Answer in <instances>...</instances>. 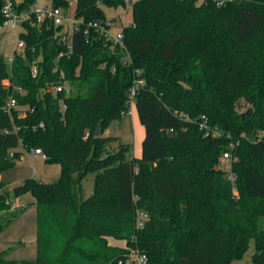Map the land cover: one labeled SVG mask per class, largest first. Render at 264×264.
<instances>
[{"label":"trees","instance_id":"1","mask_svg":"<svg viewBox=\"0 0 264 264\" xmlns=\"http://www.w3.org/2000/svg\"><path fill=\"white\" fill-rule=\"evenodd\" d=\"M104 6L131 8L122 28L128 63L123 47L89 26L108 19ZM73 11L71 47L62 26L32 17L20 24L24 49L11 62L0 53V174L19 146L41 148L60 166L53 181L28 177L0 190V212L9 211L0 233L29 205L37 214L36 257L10 258L7 248L0 264H120L134 246L148 264H232L251 240L252 264H264V0H76ZM136 78L144 79L134 106L145 135L141 155L131 156V144L109 148L118 137L103 133L128 108ZM64 81L70 93L51 89ZM226 150L236 157L230 169L220 166ZM89 173L94 190L83 198ZM24 194L34 200L12 209ZM137 209L149 214L141 228Z\"/></svg>","mask_w":264,"mask_h":264},{"label":"rangeland","instance_id":"2","mask_svg":"<svg viewBox=\"0 0 264 264\" xmlns=\"http://www.w3.org/2000/svg\"><path fill=\"white\" fill-rule=\"evenodd\" d=\"M50 1V0H49ZM200 1V0H199ZM105 14L108 18H115L113 26L111 28L112 33L116 34L120 31L123 24L131 23L133 19V14L131 8L122 9V8H114L109 6H104ZM21 29L20 24L16 26L12 23L5 25L2 29H0V50L5 54L7 58L12 57L14 54V48L18 49L19 47V35L18 32ZM245 105H238L237 110L245 112L248 108ZM103 135H113L117 136L118 139L112 141L109 148H116L118 144L128 143L131 144V156H140L142 150V140L145 135V128L141 124L138 119L137 110L134 106V110L132 114H124L122 117L118 119H113L105 128V132ZM18 149L22 151L21 155L16 158V163L14 166L3 170L0 174V181L6 183V187L12 188L14 185L19 184L23 179L28 177H36L40 180H54L55 174L58 172L57 164H49L46 163L45 160L41 157H33L27 155L24 148L19 146ZM224 168H229V161L226 160ZM58 174V173H57ZM56 174V175H57ZM94 173H89L82 180V192L81 196L83 198L89 197L94 190ZM33 196L30 194L23 195L18 200L19 206H26L30 204L33 200ZM26 210L24 214L25 218L18 224L15 231L12 232V235L17 236L15 242L22 240L26 245L31 243L33 239L31 236L35 233L36 230V222H37V214L36 210L33 206ZM16 207L14 202L12 203V209ZM34 211V212H33ZM9 211L0 212L1 215H6ZM8 242L5 236H0V250L7 249L12 243L15 245H21L22 247L25 245L20 242ZM115 243L124 244V241H116ZM20 243V244H19ZM14 247V248H15ZM254 242L253 240L249 243L248 251L241 257L235 259L232 264H252L251 257L254 253ZM23 251L21 252L22 257L26 259H32L36 257V246L27 245L23 247Z\"/></svg>","mask_w":264,"mask_h":264},{"label":"built area","instance_id":"3","mask_svg":"<svg viewBox=\"0 0 264 264\" xmlns=\"http://www.w3.org/2000/svg\"><path fill=\"white\" fill-rule=\"evenodd\" d=\"M3 11L7 17V21L5 25L12 23L13 25L21 24L24 21H27L31 19L32 17H35L37 22L42 21H51L52 24L55 26H62L63 28L58 32V34L61 36V39L68 43V46L71 47V44L69 42L70 36L74 29L77 28L80 20L77 19L74 15L73 7L75 5L76 0H69V6L67 8L54 6L51 2V0H34L32 6L28 9H22L17 10L16 5L21 2L22 0H3ZM129 10V9H128ZM114 19L108 18L103 22L99 21H92L89 23V26L94 27L97 31H99L101 34H103L107 39H110L112 41V44L114 46L118 45L123 47L127 51V47L124 43V34L122 31V28L125 24H123L120 31L116 34L112 33L111 28L113 26ZM24 41L20 40L18 49L15 47V50H23L24 49ZM1 53V50H0ZM8 61H12V57L8 58ZM124 63H128V61H131L130 54L127 51V54L123 57ZM32 73L33 75H36L38 73V65L37 61H34L32 66ZM144 85V79L142 78H136L133 81V84L130 87L129 90V100H128V108L123 111L124 114H132L134 110V99L141 88V86ZM14 90L23 91V89L20 86L14 85ZM54 91H63L65 90L67 93H70L71 86L67 81H64L62 83L55 84L51 87ZM17 107V99L14 95H10L4 105V110L11 114L13 108ZM206 121L204 122V124ZM42 124V123H41ZM6 131H9V129H6ZM27 155L30 156H41L45 158V153L41 148H31L29 150H25ZM11 155H13V151L10 152ZM236 157L233 155L231 150H226L223 153V156L221 158L220 166L224 167L226 160L229 161V169L230 165L233 160H235ZM230 177L232 181L234 182L236 179V176L233 172L230 173ZM1 190V187H0ZM234 192H237V188L234 186L233 188ZM149 218V214L143 210V209H137L135 214V226L136 228H141L145 225L147 219ZM148 255L147 253L139 248L138 246L131 247L126 253L125 258L123 260H120V264H148Z\"/></svg>","mask_w":264,"mask_h":264},{"label":"crops","instance_id":"4","mask_svg":"<svg viewBox=\"0 0 264 264\" xmlns=\"http://www.w3.org/2000/svg\"><path fill=\"white\" fill-rule=\"evenodd\" d=\"M4 27V26H3ZM2 27V28H3ZM2 28H0V29H2ZM139 119V118H138ZM142 151V150H141ZM141 155V154H140ZM33 157H41V156H33ZM41 158H43V157H41ZM44 159V158H43ZM58 165V164H57ZM56 171H58L57 173L59 174V172H60V166L58 165V170L56 169ZM56 173V174H57ZM55 174V178L54 179H56L57 178V176H58V174L56 175ZM44 181V180H43ZM45 181H53V180H45ZM4 189H8V187H6V186H4V187H1V190H4ZM24 195H27V194H24ZM23 196V195H22ZM20 197L21 196H19L18 198H16L15 200H14V205L15 206H19L18 205V200L20 199ZM34 200V199H33ZM32 200V201H33ZM34 211H35V209H33ZM33 211V212H34ZM36 212V211H35ZM25 215L26 214H22L19 218H17L9 227H7L4 231H2L1 233H0V236H5V238H6V240L8 241V242H15V240L17 239V236H14V235H12V232L13 231H15V229H16V227L18 226V224L20 223V222H22V220H24V218H25ZM35 235H36V230H35V233L31 236V239H33V241L31 242V243H29V244H27V245H32L33 247H35L36 245H35V243H34V237H35ZM23 244H25V243H23ZM26 244L24 245V246H27ZM23 246V247H24ZM23 247L20 245H18V246H16L15 248H14V246L13 247H10L9 248V246H8V251H7V256L8 257H10V258H21L22 257V255H21V252L24 250L23 249Z\"/></svg>","mask_w":264,"mask_h":264},{"label":"water","instance_id":"5","mask_svg":"<svg viewBox=\"0 0 264 264\" xmlns=\"http://www.w3.org/2000/svg\"><path fill=\"white\" fill-rule=\"evenodd\" d=\"M252 112V107L248 108L245 112L241 113L243 117L249 116ZM103 121L101 120L96 128L95 134L100 135L102 130Z\"/></svg>","mask_w":264,"mask_h":264}]
</instances>
